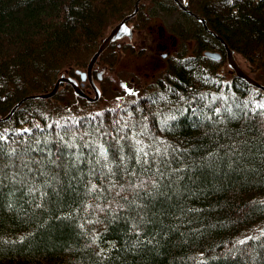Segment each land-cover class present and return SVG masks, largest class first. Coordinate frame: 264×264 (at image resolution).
I'll return each instance as SVG.
<instances>
[{"label":"trees","instance_id":"1","mask_svg":"<svg viewBox=\"0 0 264 264\" xmlns=\"http://www.w3.org/2000/svg\"><path fill=\"white\" fill-rule=\"evenodd\" d=\"M136 1L0 0V116L77 76ZM186 7L139 0L197 43L146 91L99 108L62 83L0 121V264H264V91L204 54L218 35L263 82L264 0Z\"/></svg>","mask_w":264,"mask_h":264},{"label":"rangeland","instance_id":"2","mask_svg":"<svg viewBox=\"0 0 264 264\" xmlns=\"http://www.w3.org/2000/svg\"><path fill=\"white\" fill-rule=\"evenodd\" d=\"M143 1L146 4L155 3V0ZM187 2L188 0L183 2L184 5ZM166 5L170 7L171 3L166 1ZM180 10L172 8L171 11H156V8H154L148 13L145 11L146 18L144 21H132L136 23L133 38L128 39L126 37L118 40L122 42L123 48L117 47L115 44L110 51L99 58L95 65L97 72L104 70V75L103 80L95 77L101 88V96L98 100L92 102H96L100 108L109 102H120L129 96L135 97L146 91L156 77L167 68L170 58L176 56L180 51L192 54L197 49L196 40L185 38L183 30H181V27L187 26L193 20L185 16ZM235 56L242 68L252 76L253 71L249 62L239 54H235ZM222 57L225 61L224 68L227 71L234 72L227 63L226 51L225 55L222 53ZM77 76L80 79V76ZM85 91L90 95H94L90 85H87ZM262 230H264V225L252 233ZM252 233L245 237L250 236Z\"/></svg>","mask_w":264,"mask_h":264},{"label":"water","instance_id":"3","mask_svg":"<svg viewBox=\"0 0 264 264\" xmlns=\"http://www.w3.org/2000/svg\"><path fill=\"white\" fill-rule=\"evenodd\" d=\"M180 5L183 7L182 3L180 0H177ZM139 7V0L136 1L135 3V9L131 13L125 15L120 21H118L111 29L109 32L103 37L101 40L97 50L92 54L90 57L87 67L85 69H77V74L80 76V79H77L71 75H66L65 73H62L56 80L54 86L52 87L51 90L49 91H44L40 93H33L30 95H26L23 98H21L18 102H16L11 110L5 115V116H0V121L2 120H7L11 117V115L15 112V110L22 104L23 101H25L28 98H50L53 97L58 93L60 90V87L62 83H68L72 86L73 91L75 95L83 97L87 99L88 101H96L100 98L101 96V88L96 82L94 75H93V69L94 66L96 65L98 59L100 58L101 54L113 43L118 40H121L125 37H128L129 39L133 38V33L134 30L132 26L128 25V20L132 18L138 11ZM199 19L206 25V20L203 17H199ZM127 29V32L125 31ZM221 41L224 44V49L226 51V58H227V63L229 67L235 72V74L246 80L248 83L251 85H254L264 91V83L258 81L254 77H252L247 71H245L242 66L239 64L237 61V58L235 56V51L228 46L224 40L219 37ZM205 55L210 57L213 60H219L222 58V53L217 50H206ZM103 71L97 72V78L102 79L103 78ZM89 81L93 91L94 95H90L83 89V85L85 84L86 81Z\"/></svg>","mask_w":264,"mask_h":264},{"label":"flooded vegetation","instance_id":"4","mask_svg":"<svg viewBox=\"0 0 264 264\" xmlns=\"http://www.w3.org/2000/svg\"><path fill=\"white\" fill-rule=\"evenodd\" d=\"M172 1H175L176 3H177V5L179 6V8H181L182 10H184V11H188L189 13H190V11H189V9L186 7V5H184V3L183 2H185L186 0H180L181 1V3H182V5H183V7L180 5V3L177 1V0H172ZM148 6V5H147ZM149 7V6H148ZM150 8V7H149ZM138 11H139V7H138ZM137 11V12H138ZM133 18V19H132ZM132 18H130L129 20H128V25H130V26H132V28H133V30H135V28H136V23H134V22H132L133 20H136V21H139V22H141V19H138L137 18V13L132 17ZM137 18V19H136ZM133 35H134V33H133ZM163 36H164V34H163ZM126 38V37H125ZM128 38V37H127ZM124 39V38H123ZM129 39V38H128ZM113 43H116V45H117V47H122V42L121 41H116V42H113ZM76 74H77V70H76ZM93 74H94V78L95 77H97V71H96V67L94 66V70H93ZM78 75V74H77ZM104 75V74H103ZM73 77H75V78H77L78 79V77L77 76H73ZM96 79V78H95ZM87 85H90V83H89V81L87 80L86 82H85V84L83 85V89L85 90V88L87 87ZM91 86V85H90ZM72 87V86H71ZM73 89V88H72Z\"/></svg>","mask_w":264,"mask_h":264},{"label":"snow or ice","instance_id":"5","mask_svg":"<svg viewBox=\"0 0 264 264\" xmlns=\"http://www.w3.org/2000/svg\"><path fill=\"white\" fill-rule=\"evenodd\" d=\"M125 31L127 32V29H125ZM260 107L261 108H264V104L260 105ZM137 143H139V141ZM140 153H143L144 156H147L148 155V153L145 151V149L143 147H141V148L138 149V153L137 154L139 155ZM93 187H95V186H93Z\"/></svg>","mask_w":264,"mask_h":264},{"label":"bare ground","instance_id":"6","mask_svg":"<svg viewBox=\"0 0 264 264\" xmlns=\"http://www.w3.org/2000/svg\"><path fill=\"white\" fill-rule=\"evenodd\" d=\"M191 12V11H190ZM194 17V16H193ZM199 18V17H198ZM133 19V18H132ZM207 25V24H206ZM205 25V26H206ZM214 33V32H213ZM215 34V33H214ZM216 35V34H215ZM218 38L220 37V36H218V35H216ZM222 38V37H221ZM220 39V38H219ZM223 39V38H222ZM221 40V39H220ZM224 40V39H223ZM225 42V41H224ZM223 43V42H222ZM122 45V44H121ZM175 45V44H174ZM171 47V46H170ZM206 51V50H205ZM204 51V52H205ZM218 51V50H217ZM105 54V53H104ZM205 54V53H204ZM104 57H106V56H104ZM167 58V57H166ZM105 59V58H104ZM164 59V58H163ZM165 64V63H164ZM94 70V69H93ZM154 70V69H153ZM94 75V74H93ZM78 77V76H77ZM103 80V79H102ZM243 240V239H242Z\"/></svg>","mask_w":264,"mask_h":264}]
</instances>
